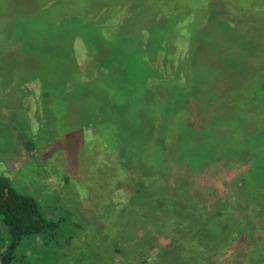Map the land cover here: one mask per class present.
Returning a JSON list of instances; mask_svg holds the SVG:
<instances>
[{
    "label": "rangeland",
    "instance_id": "374dc122",
    "mask_svg": "<svg viewBox=\"0 0 264 264\" xmlns=\"http://www.w3.org/2000/svg\"><path fill=\"white\" fill-rule=\"evenodd\" d=\"M24 37L76 38L79 82L94 81L80 90H66V102L47 104L39 121L26 107L34 83L17 85L14 80L21 76L16 71L0 69V173L17 190L35 196L43 215L55 223L53 229L21 240L20 263L181 264L173 242L176 233L162 222L169 217L156 200H146L163 196L165 184L168 192L182 197L176 208L192 205L188 199L199 192L205 204L233 199L246 212L233 180L245 169L242 174L247 175L248 165L209 158L208 135L203 133L211 129V113L205 110V119L197 104L204 106L205 98L214 96L209 106L219 108L217 97L243 91L263 75L264 0H0V41L18 38L17 47L2 50L0 44V64L8 52L24 56ZM153 70L178 75L189 93L177 92L178 97L192 107L188 120L200 133L184 138L179 134L184 124L172 121L174 147L161 169L164 175L148 176L142 172L148 160L140 164L130 157L135 167H125L115 150L129 153L130 139L145 131L139 116L147 115L131 94L140 84L121 73L144 75L136 77L144 81ZM100 73L107 76L102 79L106 84H96ZM144 86L141 93L155 94L161 86L171 91L176 84ZM130 96L135 99L125 101ZM96 126L108 131L110 147L96 136ZM28 139L34 146H24ZM200 154L207 155L205 160ZM243 246L238 241L221 248L219 264H235L231 251Z\"/></svg>",
    "mask_w": 264,
    "mask_h": 264
},
{
    "label": "trees",
    "instance_id": "16d2710c",
    "mask_svg": "<svg viewBox=\"0 0 264 264\" xmlns=\"http://www.w3.org/2000/svg\"><path fill=\"white\" fill-rule=\"evenodd\" d=\"M10 27L12 28V26ZM12 31L19 37L24 36L23 34L19 35L13 28ZM16 39L18 38H1L2 50L9 49V47L14 48L13 45L17 47ZM22 39L25 42L24 56L22 57L23 54H21L20 58H16L14 52H8L5 61H1L0 69L6 73L11 70L16 71L18 76H21L14 80L17 85L27 82L34 83L35 87L30 91L32 101L26 107L32 115L35 114L39 121L45 114L43 110L46 109L47 104L50 105L59 100L66 102L68 97L66 90L69 88L80 90L82 87L92 86L94 79L88 81L87 84L79 82L77 60L74 54L76 38L24 37ZM81 39L85 43L96 42V38ZM106 59L104 58L103 63L107 66L111 61ZM103 73H100L101 77L96 78V84L98 82L106 84L108 78L102 76ZM121 75L123 78L131 79L136 85L140 84L138 91L131 93L136 99L130 96V98L126 97L125 101L130 102L135 99L142 102L143 114L147 115L139 116L144 120L142 123H145L144 126L146 125L145 131L142 136L140 135L141 131L133 136H139V139H133V137L130 139L129 153L120 154L117 149L115 150L118 158H121L119 163L125 167H135L130 162V157L140 164L148 160L149 165L143 167L142 172L148 176L162 174L163 170L161 169L166 166L164 164L168 151L174 147L171 136H173L175 124L172 121L184 124L179 132L181 136L184 135V138L192 137L194 132H199L188 120V116L193 110L192 107L178 97V93L182 92L183 96L185 93H189L185 92V88L177 81L178 75H169L168 72L153 70L151 75L145 77L144 81L136 80V77L143 78L144 75L142 77L130 76L127 73H121ZM103 78L107 80L103 81ZM170 81L176 84L175 89L171 91H165L161 86V90L156 91L155 94L153 92L141 93L140 86L145 87L144 83L148 86L161 83L166 87ZM242 90L217 97L215 100L220 105L216 109L212 105V107L209 106L210 101L215 97L205 98L204 106L198 107L197 104V111L200 115H205V110L207 113H211V129L206 128L203 133L208 135L205 139L209 143L207 154L209 158L220 160L223 163L229 159L240 160L248 165L247 175L242 174L245 169L240 174L237 173L238 175L233 180L239 186V195L247 206L246 212H241L237 200L233 199L213 200L205 204L202 200L207 199L199 192H196L193 199H188L192 205H185V207L180 205L179 208H176L178 206L175 204L176 200H181L182 197L178 196L176 192H168L166 184L161 189V192L164 193L163 196L157 199L148 196L146 199L156 200L160 203L159 209L166 212L165 217H169L162 219V222L166 228H172L176 233L173 242L181 264H219L217 254L220 249L238 241H243L244 246L235 247L231 251L233 263L258 264L257 260L260 261L264 257V73L261 77L251 80V87H244ZM75 100L73 98L71 102ZM241 102H244V106ZM224 104L226 107H223ZM35 106L41 109L34 110ZM102 115L105 114L101 112L100 117ZM226 121L228 124L225 125ZM101 129L96 126V136L110 147L108 131H101ZM133 129H136L134 125ZM187 131L186 136L185 132ZM179 141L181 142L180 138L177 142ZM24 146L30 148L34 144L28 139L24 142ZM182 153L187 155L185 151ZM201 153L204 152L201 151ZM200 155L201 159L205 160L207 155ZM185 158L192 159L189 156H185ZM199 159L200 157L196 156V160ZM153 181L150 179L151 185ZM139 183L142 184L141 181ZM193 187L195 188V185ZM153 193H151L152 196L155 195ZM166 200L168 202H165ZM0 218V241L3 245V249L0 250V264H22L18 254L21 240L29 235L45 233L53 229L55 225L52 220L43 215L37 198L17 190L9 176L4 173H0ZM252 219H256V224Z\"/></svg>",
    "mask_w": 264,
    "mask_h": 264
},
{
    "label": "crops",
    "instance_id": "0c3cea01",
    "mask_svg": "<svg viewBox=\"0 0 264 264\" xmlns=\"http://www.w3.org/2000/svg\"><path fill=\"white\" fill-rule=\"evenodd\" d=\"M227 261L229 262V256H228V258H227ZM257 263H258V264H260V261H259V260H257Z\"/></svg>",
    "mask_w": 264,
    "mask_h": 264
}]
</instances>
